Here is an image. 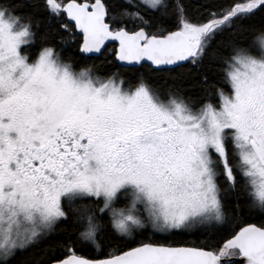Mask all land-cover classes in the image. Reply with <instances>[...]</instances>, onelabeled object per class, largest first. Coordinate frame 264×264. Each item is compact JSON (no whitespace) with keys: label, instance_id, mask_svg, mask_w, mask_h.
<instances>
[{"label":"snow or ice","instance_id":"6c2138e0","mask_svg":"<svg viewBox=\"0 0 264 264\" xmlns=\"http://www.w3.org/2000/svg\"><path fill=\"white\" fill-rule=\"evenodd\" d=\"M0 264H264V0H0Z\"/></svg>","mask_w":264,"mask_h":264},{"label":"trees","instance_id":"16d2710c","mask_svg":"<svg viewBox=\"0 0 264 264\" xmlns=\"http://www.w3.org/2000/svg\"><path fill=\"white\" fill-rule=\"evenodd\" d=\"M204 2H205V0H187L190 12L195 13L199 9V6L202 3H204ZM84 62H89V61H84ZM91 63H95L96 65H98L99 66V70L101 72L119 70V71H122V73L126 77H134V75H135V73H133V72L126 71V70H123V69H119L118 66H116V65L103 64L101 60L91 61ZM188 83L190 84L191 82H188Z\"/></svg>","mask_w":264,"mask_h":264}]
</instances>
